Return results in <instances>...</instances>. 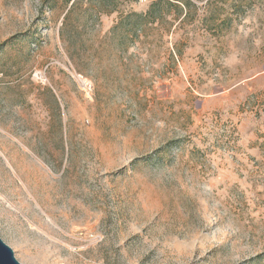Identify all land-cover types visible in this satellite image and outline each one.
Segmentation results:
<instances>
[{"label": "rangeland", "instance_id": "374dc122", "mask_svg": "<svg viewBox=\"0 0 264 264\" xmlns=\"http://www.w3.org/2000/svg\"><path fill=\"white\" fill-rule=\"evenodd\" d=\"M151 1L0 0L23 264H264V0H177L137 36Z\"/></svg>", "mask_w": 264, "mask_h": 264}, {"label": "trees", "instance_id": "16d2710c", "mask_svg": "<svg viewBox=\"0 0 264 264\" xmlns=\"http://www.w3.org/2000/svg\"><path fill=\"white\" fill-rule=\"evenodd\" d=\"M177 0H152L147 11L144 13L133 12L128 16L132 18L133 28L138 36L143 30L144 24H151L160 21L164 18L165 12L176 8L179 14L184 12V9L175 2ZM180 1V0H178ZM184 7H190L193 3L190 0H181ZM186 17V16H185ZM121 27H126L121 24Z\"/></svg>", "mask_w": 264, "mask_h": 264}, {"label": "water", "instance_id": "95a60500", "mask_svg": "<svg viewBox=\"0 0 264 264\" xmlns=\"http://www.w3.org/2000/svg\"><path fill=\"white\" fill-rule=\"evenodd\" d=\"M0 264H23L16 257L14 250L0 236Z\"/></svg>", "mask_w": 264, "mask_h": 264}]
</instances>
